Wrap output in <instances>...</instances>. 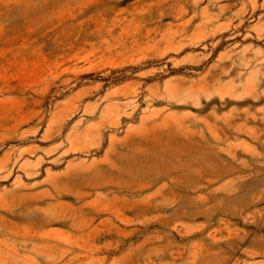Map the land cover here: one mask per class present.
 <instances>
[{
    "label": "rangeland",
    "instance_id": "rangeland-1",
    "mask_svg": "<svg viewBox=\"0 0 264 264\" xmlns=\"http://www.w3.org/2000/svg\"><path fill=\"white\" fill-rule=\"evenodd\" d=\"M0 264H264V0H0Z\"/></svg>",
    "mask_w": 264,
    "mask_h": 264
},
{
    "label": "bare ground",
    "instance_id": "bare-ground-1",
    "mask_svg": "<svg viewBox=\"0 0 264 264\" xmlns=\"http://www.w3.org/2000/svg\"><path fill=\"white\" fill-rule=\"evenodd\" d=\"M239 146V145H238ZM240 154V153H239ZM254 205V204H253ZM49 220L45 218V222H48Z\"/></svg>",
    "mask_w": 264,
    "mask_h": 264
}]
</instances>
